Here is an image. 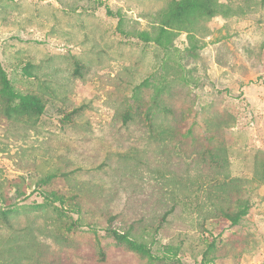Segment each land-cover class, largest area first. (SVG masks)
<instances>
[{
	"label": "rangeland",
	"instance_id": "1",
	"mask_svg": "<svg viewBox=\"0 0 264 264\" xmlns=\"http://www.w3.org/2000/svg\"><path fill=\"white\" fill-rule=\"evenodd\" d=\"M171 1L0 0V64L45 104L13 121L0 99V253L30 232L57 264H264V0H220L196 55L186 32L157 42ZM239 199L238 225L218 216ZM112 215L152 258L106 234Z\"/></svg>",
	"mask_w": 264,
	"mask_h": 264
},
{
	"label": "trees",
	"instance_id": "2",
	"mask_svg": "<svg viewBox=\"0 0 264 264\" xmlns=\"http://www.w3.org/2000/svg\"><path fill=\"white\" fill-rule=\"evenodd\" d=\"M224 13L225 8L220 0H172L161 13L160 20L162 29L158 35L157 42L162 44L161 41H164L166 44H170L180 32H186L193 46L191 53L192 55H196L197 45L193 32L196 30L198 23L203 19L212 18ZM144 36L147 40H153L148 33H145ZM145 85H147V83ZM158 96L159 95L153 100L152 107L147 110V127L151 131H154L157 124L156 121L152 119L151 115L159 112L162 108L161 100ZM0 99L3 101L2 110L4 115L13 121L26 119L27 121L36 122L45 111V104L40 97L33 94H21L16 92L8 74L1 64ZM207 150L211 156H215L212 149L209 148ZM51 177L44 180L43 183L50 181L52 179ZM44 201L47 206H49L48 204H60L64 206L66 197L53 191L45 193ZM0 202L3 206L7 201L5 197H1ZM236 206L237 207L233 209L231 206H228L227 203H219L216 205V211L218 212V216L230 221L233 225H238L249 214L252 205L249 200L239 199ZM82 211L83 207L80 204L78 205L77 212L81 215ZM12 212V209L2 210L0 208V223L8 229L13 228V219L9 217ZM117 218V215H112L108 218L107 224L109 226L104 229L106 234L116 242L125 244L130 250L141 256L152 258L151 249L145 243L138 241V239L134 237L132 230L120 233L118 230L112 228V224ZM61 228H64V225L60 224L59 230ZM67 228L70 229L71 225L67 226ZM17 237L20 240L23 239V243H21V241L13 243L0 253L1 258H6L5 261L8 262V264H23L24 260L29 263L34 262L35 264H57L55 263V259L50 261L44 260L46 258V251L43 245L37 242L30 232H23L17 235ZM98 254L101 256V259H106L102 246L99 247ZM58 260H61L58 264H63L64 259L62 255L58 256Z\"/></svg>",
	"mask_w": 264,
	"mask_h": 264
}]
</instances>
